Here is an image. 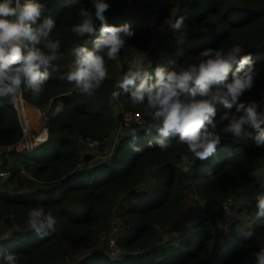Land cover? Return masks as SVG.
<instances>
[{"label":"trees","instance_id":"obj_1","mask_svg":"<svg viewBox=\"0 0 264 264\" xmlns=\"http://www.w3.org/2000/svg\"><path fill=\"white\" fill-rule=\"evenodd\" d=\"M37 2L45 9L41 19H54L49 39L60 40L59 59L49 68L38 97L33 98L30 89H21L26 103L44 111L43 126L49 131V139L30 153L16 151L23 139L19 115L9 96L0 97V148H12L9 154L14 159L0 162V174H8L9 180L21 188L36 184L43 188L21 195L1 191L0 221L9 227L23 225L28 222L29 208L40 205L57 217V224L55 231L29 229L1 241L0 261L14 254L16 264H58L70 251L83 253L82 264H113L101 253L95 258L89 253L97 248L110 226L113 200L122 196L127 202L121 214L127 234L119 244L129 256L121 264H256L255 253L264 247V216H257V204L246 209L258 217L251 227L234 229L227 237L222 236L219 224L229 199L236 202L250 196L262 184L264 166L260 160L264 161V146H257L253 137L264 130V125L260 130L248 129L249 137L235 138L221 131L228 121L219 118L225 111L235 112L241 102L245 107L255 102L257 111H261L264 0H181L178 7L169 0H109L107 23H129L134 34L126 39L118 59L104 56L107 76L91 95L82 93L75 81L66 78L76 58L75 49H91L100 35L99 21L95 32L83 37L71 30L80 20L77 10L94 12L90 0ZM136 3L142 5L148 19L129 12L128 7ZM168 17H182V28L174 30L165 25L163 21ZM232 44L252 53L259 75L231 110L217 105L214 121L221 141L211 156L195 157L178 136L170 137L167 149H159L158 128L150 127L151 122L143 130L131 128L135 136L122 138L110 160L91 165L95 158L83 153L81 142L99 139L102 146L119 128L121 112H153L146 101L133 103L129 93L119 86L129 71L126 66L119 67L125 48H132L138 56L149 53L154 60L145 64L144 70L154 76L157 67L171 70L177 65L187 66L195 63L194 58L205 48L227 49ZM38 47L46 50L43 44ZM113 96L121 108L117 116L111 106ZM57 105H63L62 110L53 116ZM185 158L190 159L188 168L181 165ZM187 192L204 202L201 211L209 224H198L193 232L165 246L156 245L159 229L182 216ZM71 204L80 205L81 211L71 210Z\"/></svg>","mask_w":264,"mask_h":264},{"label":"clouds","instance_id":"obj_2","mask_svg":"<svg viewBox=\"0 0 264 264\" xmlns=\"http://www.w3.org/2000/svg\"><path fill=\"white\" fill-rule=\"evenodd\" d=\"M87 8L77 10L80 20L72 26V32L83 37L96 30L100 22V35L88 49H75V60L67 72V80L75 81L82 93L91 95L106 78V55L118 59L126 39L134 33L129 23H107L109 0H90ZM44 5L37 0H0V97H17L23 86L30 89L33 98L38 97L49 75L53 61L59 59L60 40L49 39L55 22L44 16ZM39 21V22H38ZM163 23L174 30L183 26V18H165ZM163 30V29H161ZM44 45L42 50L38 45ZM195 63L177 65L171 70L157 67L154 76L144 70L141 61H134L119 81V86L130 95L135 104L147 102L152 115L159 121V138L156 145L164 150L170 146V137L178 136L188 150L199 159H206L216 150L221 135L216 131L214 118L217 105L231 110L245 91L250 90L259 75L251 52H245L239 44L230 47L205 48ZM235 66V68H233ZM115 95V93H114ZM57 105L52 115L61 112ZM220 121L228 123L221 130L235 138L251 136L248 129L260 130L264 125V111H257L255 102L246 107L237 104L235 112L225 111ZM257 146H264V130L253 137ZM257 216H264V196L257 198ZM28 223L36 232L55 231L57 217L43 206L29 208ZM256 264H264V247L255 253ZM0 264H16L14 254H8Z\"/></svg>","mask_w":264,"mask_h":264},{"label":"rangeland","instance_id":"obj_3","mask_svg":"<svg viewBox=\"0 0 264 264\" xmlns=\"http://www.w3.org/2000/svg\"><path fill=\"white\" fill-rule=\"evenodd\" d=\"M128 9L131 12H134L135 14L141 16L143 19H147V14L141 4L139 3L132 4L128 7ZM155 41H156V36L154 38V42ZM61 59H64V57ZM153 60H154L153 57H151L149 53L143 56H138L135 54L132 48H125L119 58V67L121 69L123 66H126L129 69L135 70L134 61H141L144 68L145 64L152 63ZM10 98L12 100V97ZM29 106H30V110L27 111V117L30 120V126L32 127V128L30 127L31 138L34 140L45 129L43 126L44 111L42 109L34 108L31 105ZM111 106L113 107L114 112L117 116L121 108L119 103L116 101L115 96L111 98ZM261 111H264L263 103L261 104ZM151 126L152 128L156 129L159 127V122L152 123L150 127ZM147 127H141V129L143 130ZM128 133H133L130 136H135L136 134V132L131 131V129L118 128L108 138H106L103 142V145L100 146L94 152L87 149L85 142H81L80 145L83 153L94 156L95 159L91 165H96L99 162L110 160L114 155V151L119 141L125 136H127ZM241 142L245 143L246 139H241ZM24 144L25 141L22 143L20 142V144H18V147H16L17 148L16 151H18L19 153H23L25 147ZM9 153H10V149L7 150L5 148H0V162H2L3 159L8 160L9 162L14 161V159L10 156ZM189 160H190L189 158L183 159L181 165L185 166L186 168L190 167L188 163ZM260 161L264 166V161L262 160ZM41 188H43V186L37 184L34 185L33 187L27 186L26 188H21L19 187L18 184L13 183L9 180L8 174H5L4 177H0V192L4 191V192H10L13 194L21 195L28 192L30 189L37 190ZM259 196H264V176L262 179L261 186L252 195L243 196L238 200H236L233 206V209L236 212V222L229 229H222L219 226V230L222 233V236L229 237L231 231L234 229L244 230L246 228L251 227L252 223L254 222L255 216L248 214L246 212V209L253 203L257 204V198ZM126 206H127V202L122 196L115 198L113 200V208L111 210L110 219H109L110 226L102 235L97 248L89 253V255H91L92 258L96 257V253H101L103 257L110 259L113 264H121L125 260V259L118 260L112 258L108 254V251L106 250L105 240L107 236L106 234H109L114 230H116L117 234H119V238H123L124 236H126L127 230L125 229V224L121 217L123 208ZM203 206H204L203 201H198L197 198L191 192H187V195L185 197V209L183 211L182 216L174 223L168 225L166 228L159 229L158 236L155 240L156 245L165 246L171 240L176 241L177 237L189 232H193L198 224L208 225L209 224L208 220L201 211V208H203ZM70 209L73 211H81L82 208L78 204H71ZM29 229H31V227L28 222L23 225H14L13 227H9L3 221H0V242L5 240L6 241L11 240L15 233ZM219 245L222 246V243L221 244L219 243ZM126 252H127L126 257H128L129 252L127 250ZM83 261H84L83 253H74L68 251L67 256H65L58 264H82Z\"/></svg>","mask_w":264,"mask_h":264},{"label":"built area","instance_id":"obj_4","mask_svg":"<svg viewBox=\"0 0 264 264\" xmlns=\"http://www.w3.org/2000/svg\"><path fill=\"white\" fill-rule=\"evenodd\" d=\"M169 3L173 7H178L181 3V0H169ZM12 102H13V105L16 111L18 112L20 123H21L22 130H23V139L21 141V143L25 141V144H24L25 147H24L23 153L25 152L30 153L35 148H37L38 146L48 141L49 131L48 129L45 128L44 131L41 132V134L37 138L39 141L35 142V144L33 145L29 144L30 141H32L33 139L31 138L30 123L28 121L25 108H24L25 100L23 98L22 89L15 99L12 98ZM262 103L264 105V93L262 95ZM154 121L159 122L157 119L153 117L152 113L148 115H143L139 112H123L120 117L119 128L131 129L134 127H138V128L145 127V126L150 125L149 123L151 122L153 123ZM42 136H44V138L40 140ZM37 139H34V140H37ZM85 144L88 150L94 152L101 146V141L99 139H93V140L86 141ZM11 150L13 149L11 148L10 151ZM0 177H4V174H0ZM234 203H235L234 199H229L224 205V212L220 219V224H219V226L222 229H229L236 222V212L233 209ZM106 235H107L106 240L105 239L104 240L106 241L105 247H106V250L108 251V254L114 259H118V260L126 259L127 252L119 244L120 238H119V234H117V231L114 230L113 232H110L109 234H106Z\"/></svg>","mask_w":264,"mask_h":264},{"label":"bare ground","instance_id":"obj_5","mask_svg":"<svg viewBox=\"0 0 264 264\" xmlns=\"http://www.w3.org/2000/svg\"><path fill=\"white\" fill-rule=\"evenodd\" d=\"M24 108H25V112H26V116H27V111L28 110H30V106H29V104L28 103H26L25 102V104H24ZM31 112V111H30ZM28 118V117H27ZM28 121H29V123H30V120L28 119ZM31 127V126H30ZM32 128V127H31ZM38 137H36V139H37ZM44 138V136H42L41 138H40V140H42ZM39 140L37 139V140H32V142L30 141V143L29 144H35V142H38Z\"/></svg>","mask_w":264,"mask_h":264},{"label":"crops","instance_id":"obj_6","mask_svg":"<svg viewBox=\"0 0 264 264\" xmlns=\"http://www.w3.org/2000/svg\"><path fill=\"white\" fill-rule=\"evenodd\" d=\"M129 12H130V13H134V12H131L130 10H129ZM134 14H135V13H134ZM147 19H148V18H147ZM34 108H35V107H34ZM119 113H120V112H119ZM121 113H123V112H121ZM148 127H149V126H148ZM131 131H132V130H131ZM133 132H135V131H133ZM131 134H133V133H128L127 136H129V135H131ZM124 135H125V134H124ZM124 135H123V136H124ZM80 148H81V145H80ZM81 149H82V148H81ZM84 154H85V153H84ZM150 184H151V183H150ZM257 218H258V217H255V218H254V221H255Z\"/></svg>","mask_w":264,"mask_h":264},{"label":"water","instance_id":"obj_7","mask_svg":"<svg viewBox=\"0 0 264 264\" xmlns=\"http://www.w3.org/2000/svg\"><path fill=\"white\" fill-rule=\"evenodd\" d=\"M175 165H177V162H174Z\"/></svg>","mask_w":264,"mask_h":264}]
</instances>
